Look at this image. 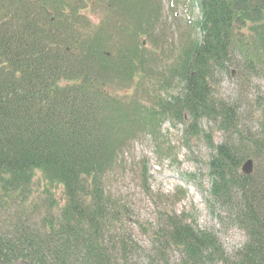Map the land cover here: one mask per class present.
<instances>
[{"label":"trees","instance_id":"16d2710c","mask_svg":"<svg viewBox=\"0 0 264 264\" xmlns=\"http://www.w3.org/2000/svg\"><path fill=\"white\" fill-rule=\"evenodd\" d=\"M96 1L112 12L108 25L89 20L86 0H0V264H130L137 248L126 210L105 181L126 143L186 117V136L210 140L215 153L211 195L247 242L230 259L214 233L170 214L154 234L163 263L173 250L176 264H264V105L252 134L237 106L211 90L237 57L252 73L264 65V0H193L202 38L157 74L156 55L145 56L138 39L154 27L149 7ZM120 33L130 39L119 43ZM175 81L181 94L164 97ZM144 83L156 89L145 90L149 106L141 102ZM130 85L133 100L110 88ZM207 119L226 135L221 145L198 127ZM248 160L251 176L241 171Z\"/></svg>","mask_w":264,"mask_h":264},{"label":"rangeland","instance_id":"374dc122","mask_svg":"<svg viewBox=\"0 0 264 264\" xmlns=\"http://www.w3.org/2000/svg\"><path fill=\"white\" fill-rule=\"evenodd\" d=\"M92 1L86 0L88 6L84 13L94 25H108L112 12L105 3ZM138 1L149 7L155 19L151 35L138 36L145 42V56L156 55L154 74L168 72L176 65L187 43L202 38L197 26L201 19L199 8L193 0ZM115 17L118 19L116 13ZM116 37L119 43L130 39L129 34L124 33ZM232 63L212 80L213 96L237 106L243 130L256 134L264 105V65H258L256 73H252L240 57ZM154 74L149 76L158 80ZM139 87L144 90L141 102L149 106L151 97L145 90L156 89L151 84L147 88L146 83ZM110 88L114 94L129 100L138 94L131 85L120 91ZM182 88V84L175 81L169 91L161 94L175 97L181 94ZM185 120L184 125L165 121L156 136L145 132L126 143L114 173L105 181L107 194L126 210L129 222L126 232L137 248L130 264H164L154 243V234L163 227L170 214L183 217L199 231L214 233L230 259L247 242L245 233L211 195L209 162L215 153L209 146L210 140L186 136L191 121L188 117ZM199 124L215 146L227 140L218 124L208 119ZM60 196L59 192L58 199ZM167 254L169 264H176L180 257L178 253L170 250Z\"/></svg>","mask_w":264,"mask_h":264},{"label":"water","instance_id":"95a60500","mask_svg":"<svg viewBox=\"0 0 264 264\" xmlns=\"http://www.w3.org/2000/svg\"><path fill=\"white\" fill-rule=\"evenodd\" d=\"M145 45V42L143 43ZM253 162L252 160L246 162L244 164V166L242 167V172L246 175V176H250L253 173L254 170V166H253Z\"/></svg>","mask_w":264,"mask_h":264}]
</instances>
